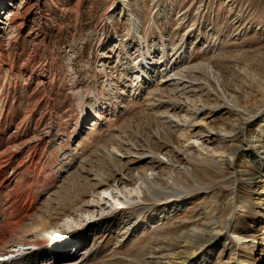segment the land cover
<instances>
[{"label": "rangeland", "instance_id": "1", "mask_svg": "<svg viewBox=\"0 0 264 264\" xmlns=\"http://www.w3.org/2000/svg\"><path fill=\"white\" fill-rule=\"evenodd\" d=\"M10 10L15 25L5 21ZM0 22L8 65L0 68L1 166L11 163L5 175L17 184L0 189L2 243L11 228L45 220L47 211L61 216L86 209L90 179L100 173L117 178L121 165L109 155L117 144L146 163L165 148L158 155L162 167L172 165L176 175L189 164L175 146L192 118L202 131L204 123L213 127L205 133L211 148L228 155L238 149L239 178L247 174L255 182L238 191L262 211L238 227L264 239V157L260 166L240 148L264 146V0H0ZM235 108L243 117L258 114L244 124V138L234 135L242 125ZM223 131L230 136L219 139L215 132ZM144 164H128L123 176L133 181ZM212 165L196 170L210 188L183 199L169 216L158 208L135 223L124 210L84 241L51 247L55 261L63 257L68 264L66 257L76 253L87 257L84 264H156L157 246L169 244V227H202L211 216L226 217L231 170ZM95 213L92 221L100 216ZM166 216L176 219L163 227ZM210 248L202 263L264 264V255L250 257L226 235Z\"/></svg>", "mask_w": 264, "mask_h": 264}, {"label": "bare ground", "instance_id": "2", "mask_svg": "<svg viewBox=\"0 0 264 264\" xmlns=\"http://www.w3.org/2000/svg\"><path fill=\"white\" fill-rule=\"evenodd\" d=\"M15 15V11H8V15L5 17V21L8 25H15L17 18ZM4 50L0 35V68L8 66L4 60ZM6 71L9 73L11 72L10 69ZM27 71L28 70L25 69V72ZM198 111L199 109H196L194 113ZM235 111L237 112L236 115L242 118V125L239 126L240 128L235 131L237 133H234V135L235 137L241 135L244 138V124L258 114L250 115L246 112V116L243 117L241 113H238L239 111L241 112L240 109L238 110L235 108ZM170 121L172 120L170 119ZM185 122L186 120H178V124L182 126V129L187 124H185ZM189 122L187 127L191 129L188 128L186 131L183 129V135L179 143L175 146L176 149L182 150L186 155L189 164L177 170L176 175H172V165L170 166L166 163L164 166L166 170H164L165 172L163 171L164 168L162 166L164 162L159 159L158 155L162 153V150L165 151V148L156 153L153 152L152 155L147 157L148 161L146 163L145 159L141 160L139 154L138 156H136L137 154L134 156L133 154L135 153L130 154L131 152L128 149L121 148L117 146L118 144L115 145L117 153L110 151L109 155L116 158L117 162L121 165V168L115 171L117 178H113V180L110 181L107 178L108 175L106 176L99 172L100 174H96V178L90 179V181L95 180V182H89L91 186V196L89 200H87V208L78 212V214L72 215L71 213H64L61 216H51L47 211V213L43 215V217L46 218L45 220L38 219L32 221L26 228H11L8 232V240L4 243L0 241V243H2V245H0V264H47V262H49V264H63V257L55 261V259L49 258L47 254L43 255L46 245L52 247V252H54L56 247H60L61 245L64 248V246L68 244L71 245V243H80L78 241H80V239L84 241L88 231H91L96 226H108L111 222H114L117 216H120L124 210L130 211L131 215H133V219L138 221L143 220L147 212L155 209L157 210L158 208L162 209L165 215H168L173 206L180 203L183 199L191 198L190 196H192V194L206 191L210 188L200 183L196 170L201 167L213 166L212 164L227 166L231 170L228 174V180H232L230 188L231 203L230 208L227 210L226 217L224 219H219L215 216H209V219L204 220V226L202 227L200 225L189 226L184 230H180L174 226L167 227L170 232V235H167L169 244L157 246L155 263L206 264L202 263L203 256H205L204 254L210 253L212 250L210 246L218 244L221 237H224V235L234 240L241 250H246L245 252L250 257L253 258L257 252L258 254L264 255V239L257 238L256 234L249 233L246 229L238 227L241 220L244 219L243 221L245 222L246 218H252L262 212L256 209L255 204L247 200L246 194L238 191V185H242V187H247V185H249V188H251V184L254 182L253 177L247 174L243 175V179L239 178V172L236 167H234L238 149L236 148L235 153L228 155L224 151L211 148L207 143L210 137H205V133L211 132L213 127L204 123L206 129L202 131L197 127L198 124H200L198 121L195 122L192 118ZM227 131H223V133L215 132V134L220 137L219 139H223L226 136H230V132ZM244 147L250 150L247 157H258L261 166L263 164L261 163V158L264 157V146L256 149V147L250 145H240V148ZM5 153L6 151H0V166L2 164L1 158ZM136 162L145 164L136 168L133 181H128L123 176L121 170L128 164ZM10 164L11 163H4L0 167V189L3 185H6V187L11 189L10 191H13L17 188V184L12 178L5 175V170ZM151 166L154 167L152 168ZM156 168L160 169L155 170ZM148 171L151 172L149 173ZM256 185L257 184H255V187ZM96 190L97 193L95 194L94 191ZM77 197L78 199L80 198V193ZM94 212H99L100 216L92 221L90 218L96 215V213L93 214ZM101 216L103 217L102 220L98 221ZM173 219H176V216L173 218L167 217L162 226L166 227L168 221L170 224H173ZM136 220L135 223H137ZM73 224L80 225V227L73 226ZM63 226H68L71 229L70 232L67 233L64 228H61ZM173 230L180 231L174 233L172 232ZM204 232H207L212 238L206 236ZM153 234L154 231L150 232L151 236H153ZM119 241L121 240H118V242ZM135 243L136 242L132 241V244ZM33 244L41 246V249L38 252L33 250V252L28 255H20L23 249L26 247L30 248ZM175 244L178 249L170 247V245ZM78 256H76L75 253L73 257L67 256L65 260L68 259L70 261L68 264H84L87 257L83 255H81L82 257ZM235 257V255H232L230 262L234 261L235 263ZM200 259L202 260L200 261ZM251 260L243 262L238 261V264H254Z\"/></svg>", "mask_w": 264, "mask_h": 264}]
</instances>
